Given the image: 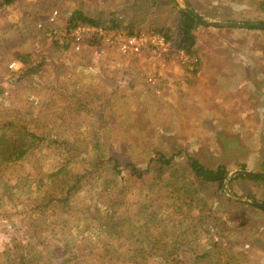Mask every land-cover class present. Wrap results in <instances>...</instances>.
I'll list each match as a JSON object with an SVG mask.
<instances>
[{
	"label": "rangeland",
	"instance_id": "obj_1",
	"mask_svg": "<svg viewBox=\"0 0 264 264\" xmlns=\"http://www.w3.org/2000/svg\"><path fill=\"white\" fill-rule=\"evenodd\" d=\"M195 1L208 20L209 0ZM178 8L174 0H16L0 8V264L163 262L164 235L185 221L197 224L198 208L176 192L179 179H194L189 156L211 169L225 167L219 200L205 202L230 226L247 224L219 241L213 223L199 222L205 233L198 253L212 264L227 248H241L238 263L264 264V215L248 217L241 207L253 198L264 204V182L230 176L235 169L264 172V32L197 26L193 68L170 46L163 54L143 49L124 58L86 38L74 51L47 34L43 21L52 9H77L94 18L117 16L134 33L168 27L171 39ZM251 10L239 16L253 17ZM63 12L54 28L66 20ZM219 12L232 21V13ZM10 121L18 132L7 127ZM65 195L63 203L50 200ZM111 210L118 220L137 214L138 229L129 221L107 227L127 245L122 249L100 231ZM150 225L164 232L148 238Z\"/></svg>",
	"mask_w": 264,
	"mask_h": 264
},
{
	"label": "trees",
	"instance_id": "obj_2",
	"mask_svg": "<svg viewBox=\"0 0 264 264\" xmlns=\"http://www.w3.org/2000/svg\"><path fill=\"white\" fill-rule=\"evenodd\" d=\"M16 0H0V8L9 6L12 3H14ZM159 2L162 0H158ZM167 1H172L173 0H167ZM155 3V0H154ZM178 20L177 24L175 25V29L178 31V34L175 36L176 38H169V29L168 27H153L147 30L149 33H156L161 36H163L166 40L169 41L170 47L172 48L171 50L173 51H179L182 50L183 54L187 56V58L192 59V64L193 68L195 67L196 62L198 61V58L196 56L195 50L192 48L194 44V35L192 31L197 27L201 26L195 19L190 17L183 9L178 8ZM63 11L58 12V17L61 16V13ZM71 12V11H70ZM65 13V11L63 12ZM202 17L201 15H199ZM204 19V18H203ZM70 21L72 22H80V23H85V24H91V25H96V26H101L106 29H116V28H121V29H126L128 28V24L130 22H127V24H124L123 19L118 18L117 16H108L107 18L100 19V18H94L89 15L83 14L80 10L74 9L71 12L70 16ZM128 33L132 34L134 32L129 29L127 31ZM138 33V32H135ZM171 40V41H170ZM26 55H23L25 58ZM21 60L22 57H19ZM27 60L26 58L23 59V61ZM12 126L14 130L17 132L19 131L18 129H15V124H13L11 121L8 123V126ZM21 128V127H18ZM23 129L25 127H22ZM3 151V150H2ZM1 151V152H2ZM160 159L164 160L163 164H167L169 162V158L164 159L162 155L159 157ZM189 162H188V169L193 175L194 179H179L181 185L179 186V190L176 191L179 194V197L184 200V203L188 207L194 208L196 206L199 210V215H197V224L192 226L190 225L187 221H185L186 226H184L182 229H178L174 234L171 233L168 235H164L166 238L165 241L162 243V248H161V257L163 262H159L156 264H206L204 260L208 259L207 254L202 251L201 254L198 253V247H199V239H200V234L205 233L204 231V223L205 222H211L213 223V228L212 230L214 231V235L217 236V239L219 241H226L229 238L232 239L231 235V230L233 228H240L242 229L245 227L247 224L242 223L240 224V227H237L239 224L237 221L236 225L233 224V221L231 222L233 224L230 226V220L226 217H217L214 212L211 210L209 205H213V202H216L219 200V196L221 194L220 191H222V184L224 179L227 177V171L223 165H218L215 168L211 169L208 168L201 163H199L194 157L189 156L188 157ZM98 164L95 163L92 167H96ZM264 170V169H262ZM78 174L77 176H79ZM75 176V177H77ZM188 176V175H186ZM236 179L237 178H242V179H252V180H264L258 176V175H235L234 176ZM233 177V178H234ZM231 180H233L231 178ZM192 185H194L196 188H194ZM75 185L71 184L69 185V189H74ZM199 191L202 192V196L198 195L200 193ZM248 197L253 198L251 195L248 194ZM205 199L211 200L209 205L208 203L205 202ZM216 199V200H215ZM254 199V198H253ZM51 201L63 203L67 201V195L65 197H59L56 198V200L51 199ZM242 209L247 210L248 212V217L252 215V213H255V211L261 212L264 215V210L252 205L250 203L248 204H242ZM189 212V211H188ZM112 219H108L107 221H102L104 223V227L102 233L107 235L109 231L107 230V227L110 224H116V223H121L124 224L125 222L129 221V228L131 230L138 229L139 226H136L134 223V218L137 217V214L135 212L132 213V215H125L122 216L119 220L116 218L118 215L116 214V210H111L110 212ZM136 214V215H135ZM153 216V215H152ZM250 220L248 219V222ZM201 223L202 225H198V223ZM246 222V221H245ZM182 223V222H181ZM250 223V222H249ZM143 226V225H142ZM251 224H248V227H251ZM148 233V238L152 237L153 233H159L162 234L164 230H159L157 231L155 229V225H150L145 227ZM232 230V231H233ZM217 233V234H216ZM108 235L112 236L113 241L115 243L116 248L122 249L124 245L122 242L118 241L120 236L115 235L114 233L110 232ZM213 235V236H214ZM128 236V239L130 240L133 237V233H130L128 235H125V237ZM123 237V238H125ZM223 238V240H222ZM216 240L214 238L211 239L210 241V255L215 256V253L213 251L214 248H216ZM199 243V244H198ZM223 245H228L227 243H223ZM222 247V246H221ZM219 247V248H221ZM235 247V245H233ZM218 251H220V249ZM143 250V249H142ZM223 255V259L220 260L219 262L217 261L216 263L212 264H246L248 263L245 259L243 260L242 263H238L240 260L238 259V256L244 257V250L243 249H234V248H227L224 252L220 253ZM225 257V258H224ZM208 261V260H207ZM143 264H150L147 261L142 262ZM154 264V263H153Z\"/></svg>",
	"mask_w": 264,
	"mask_h": 264
},
{
	"label": "built area",
	"instance_id": "obj_3",
	"mask_svg": "<svg viewBox=\"0 0 264 264\" xmlns=\"http://www.w3.org/2000/svg\"><path fill=\"white\" fill-rule=\"evenodd\" d=\"M64 14L66 20L63 21L60 28H54L59 19L58 11L56 9H52L47 13L43 21L46 22L45 25L50 27L46 29L47 34L55 36L59 43L63 41L70 43L71 48L74 51L80 50V44L86 38L91 41H103L104 44L114 49L124 58L136 55L143 49H151L154 52H160L163 54V52L169 49L170 46L168 40L156 33L140 31L138 33L130 34L121 28L106 29L101 26L80 23L77 21L72 22L69 20L71 12L65 11ZM56 31L59 34V38L57 37ZM15 63L14 60L10 61L8 64L9 69L12 70ZM147 79L150 83L154 81L152 77H148Z\"/></svg>",
	"mask_w": 264,
	"mask_h": 264
},
{
	"label": "crops",
	"instance_id": "obj_4",
	"mask_svg": "<svg viewBox=\"0 0 264 264\" xmlns=\"http://www.w3.org/2000/svg\"><path fill=\"white\" fill-rule=\"evenodd\" d=\"M186 1L188 4L187 6L192 9L198 15H201V12H198L196 8L192 5L195 0H183ZM197 3V1H195ZM209 6L213 9H206L207 12H213L211 16H207L208 20H218V21H226L221 16L217 14H221L219 11L232 13L230 14L229 19H232V22L238 23H261L264 24V0H209ZM248 8H251L252 13L254 14L253 17L242 18L239 16L241 13H246L248 15ZM234 15H237L234 17ZM202 16V15H201ZM204 18V16H202ZM58 21V20H57ZM248 29V28H247ZM250 29V28H249ZM260 32H264V29H257ZM252 82H254L252 80Z\"/></svg>",
	"mask_w": 264,
	"mask_h": 264
},
{
	"label": "water",
	"instance_id": "obj_5",
	"mask_svg": "<svg viewBox=\"0 0 264 264\" xmlns=\"http://www.w3.org/2000/svg\"><path fill=\"white\" fill-rule=\"evenodd\" d=\"M177 2L179 7L183 9L190 17L195 19L200 25L212 26V27H243V28H257L264 29V24L261 23H238L232 21H218V20H205L185 5L181 0H174ZM234 175H258L264 180V172L262 171H248L244 169H235L230 173V176ZM228 178V177H227ZM248 203L255 205L264 210V204L257 200H248Z\"/></svg>",
	"mask_w": 264,
	"mask_h": 264
},
{
	"label": "flooded vegetation",
	"instance_id": "obj_6",
	"mask_svg": "<svg viewBox=\"0 0 264 264\" xmlns=\"http://www.w3.org/2000/svg\"><path fill=\"white\" fill-rule=\"evenodd\" d=\"M251 200H255V199H251Z\"/></svg>",
	"mask_w": 264,
	"mask_h": 264
}]
</instances>
